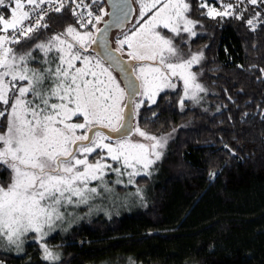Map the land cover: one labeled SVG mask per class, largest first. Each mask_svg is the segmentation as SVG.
Returning <instances> with one entry per match:
<instances>
[{"label":"snow or ice","instance_id":"1","mask_svg":"<svg viewBox=\"0 0 264 264\" xmlns=\"http://www.w3.org/2000/svg\"><path fill=\"white\" fill-rule=\"evenodd\" d=\"M98 3L0 0V165L11 175V183L0 186V250L14 246L23 251L27 234L34 233L31 239L42 250V259L59 261L45 237L65 219L68 208L91 206L97 199L114 202L119 198L117 185L126 187L138 176H151L164 156L168 137L136 127L135 134L148 143L133 141L127 133L113 142L101 130L120 133L123 124L116 125L127 105L122 104L125 89L112 75L111 65L105 67L102 59L87 55L97 42L89 26L100 32L96 25L106 14L102 8L100 14L93 11ZM138 3L139 22L117 40L115 51L127 46L128 56L139 62L134 70L139 84L133 87L150 104H156L165 89L176 90L174 81L182 82L181 110L186 101L199 103L200 93L207 91L198 81L202 73L193 70L203 53H186L174 43L181 34L197 35L199 21L190 18L193 11L213 20H238L252 33L264 30V0ZM52 13L74 17V23L51 32L47 21ZM110 175L116 178L110 181ZM135 194L140 195V189Z\"/></svg>","mask_w":264,"mask_h":264},{"label":"trees","instance_id":"2","mask_svg":"<svg viewBox=\"0 0 264 264\" xmlns=\"http://www.w3.org/2000/svg\"><path fill=\"white\" fill-rule=\"evenodd\" d=\"M95 5L106 17V1ZM190 18L199 21L197 35L174 43L203 53L193 70L207 91L181 110L182 82L174 81L176 90L139 108V127L168 143L152 175L136 179L138 198L110 201L109 214L49 236L62 254L57 263L44 261L29 240L22 254L0 250V264H264V30L196 11ZM74 19L52 13L47 22L60 32ZM3 125L0 119L1 131ZM9 183L10 170L0 165V185Z\"/></svg>","mask_w":264,"mask_h":264},{"label":"water","instance_id":"3","mask_svg":"<svg viewBox=\"0 0 264 264\" xmlns=\"http://www.w3.org/2000/svg\"><path fill=\"white\" fill-rule=\"evenodd\" d=\"M105 1L108 7L107 17L98 27L100 32L94 33L97 42L90 47V50L102 61L111 65V68L121 78L125 88L126 100L124 105H127V107H123V120L120 123L123 124L121 132L115 133L111 132L110 129H101L106 134H110L113 140H115L125 133H127L128 137L135 133L136 112L134 101L140 95L136 94L137 89L133 87V84H139V81L135 79L134 71L138 62L124 56L122 52L115 51L116 47L113 44L112 34L116 31L125 30L128 27L135 18L137 8L134 0ZM124 13H127V15L125 16Z\"/></svg>","mask_w":264,"mask_h":264},{"label":"rangeland","instance_id":"4","mask_svg":"<svg viewBox=\"0 0 264 264\" xmlns=\"http://www.w3.org/2000/svg\"><path fill=\"white\" fill-rule=\"evenodd\" d=\"M134 2H135V5H136V8H137L136 9V15H135L134 20L128 25V27L125 30L116 31V32H114L112 34L113 44H114V46L116 48L118 47L117 40L118 39H122L123 38V34L124 33H127V32H130V30L139 22V19H140L139 18V3H138V0H134ZM96 6L98 7V5H96ZM98 8H100V7H98ZM0 11H3V9H0ZM103 18H102V20L105 19V18L104 19ZM99 25H97L96 27H98ZM91 31H93V33H94V29L91 30ZM89 49L87 51V55L93 56V57H95L97 59H100L95 54H90ZM121 52L124 54V56L129 57L128 54H127L128 53L127 46H125L124 49ZM79 64H80V62H77V66H79ZM104 64H105V67H108V64L107 63L104 62ZM34 66H37L38 67V65H34ZM138 67H139V62L136 64L135 70H138ZM110 71L112 72V75L115 76V78H116L117 82L120 84L121 88H124L123 82H122L121 78L119 77V75L112 68H110ZM142 99H145V98L139 96L134 101V109H135L136 114H137V112H138L139 109H136L135 108V105L140 100H142ZM125 100H126V93H125L124 99L122 101V104L123 105L125 104ZM145 101H146V99H145ZM122 112H123V109H122ZM120 123H121V121L119 123H117L116 126L118 127L120 125ZM136 127H139V125L137 124V122H136L135 128ZM0 132H2V131L0 130ZM128 138H131L133 141H139V142H143V143H148V141H145L143 137H139L135 133L132 136L128 137ZM113 142H115V140H113ZM109 162H111V161H109ZM112 163H113V166L114 167L118 166L117 164H115V162H112ZM138 177H140V176H138ZM138 177H136V179ZM115 178L116 177L114 175H110L108 177V179L110 181L113 180V179H115ZM124 179H125V181L127 180L126 177H124ZM137 189H139V188L137 187L136 183L135 184H132V185H127L126 187L125 186H121V185H117L116 188H115V190H116L117 193H119V198L116 199L114 202L112 200H100V199H97V200H94V201H91L90 202L91 206H89V205H80L79 208L69 207L68 210H67L65 219L63 221H57L56 222V224L54 226V230L51 231L50 234L45 237V242L49 245V247L55 253L59 254L60 260H61L62 254L60 253V251L57 250V247H55L54 245H50L48 243V239L50 238L49 236L53 235L57 231L65 232V231L69 230L72 227V225L74 223H76L78 220H81V219H89V218H91V216L98 215V214H104V215L109 214L110 211L115 210V209H113L112 207H110L108 205V203L110 201H112V203L114 205L121 206L122 203H124V202H126L128 200H131L133 198V196L136 197V198H138L137 197L138 195L135 194L137 192ZM62 211H63V209H62ZM68 213H70V215ZM34 235H35L34 233H28L27 234V237L25 238V242L22 245L23 251H17L14 246L12 248H10V249H6L5 251H12V252H14L16 254H22V253H24L25 252V249H26L27 242H29V240H33V239H31V237H33ZM33 241H35V240H33ZM59 261H55V262H51V263H57Z\"/></svg>","mask_w":264,"mask_h":264},{"label":"built area","instance_id":"5","mask_svg":"<svg viewBox=\"0 0 264 264\" xmlns=\"http://www.w3.org/2000/svg\"><path fill=\"white\" fill-rule=\"evenodd\" d=\"M86 2H88V0H86ZM93 11L96 12V14H100L99 8L96 5H93Z\"/></svg>","mask_w":264,"mask_h":264}]
</instances>
